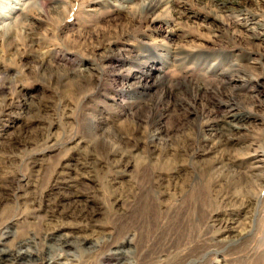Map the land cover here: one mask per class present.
<instances>
[{"label":"rangeland","instance_id":"rangeland-1","mask_svg":"<svg viewBox=\"0 0 264 264\" xmlns=\"http://www.w3.org/2000/svg\"><path fill=\"white\" fill-rule=\"evenodd\" d=\"M42 1L0 0V251L264 264V0Z\"/></svg>","mask_w":264,"mask_h":264},{"label":"bare ground","instance_id":"bare-ground-1","mask_svg":"<svg viewBox=\"0 0 264 264\" xmlns=\"http://www.w3.org/2000/svg\"><path fill=\"white\" fill-rule=\"evenodd\" d=\"M43 2V3H42ZM41 2V7H44V8H47L48 6H50L51 4L55 3L54 0H43ZM161 1L158 0L157 2L155 3H147L146 5H144L143 7H145V12L146 13H152L153 11H155L159 5H160ZM42 4H44L45 6H42ZM48 5V6H47ZM11 10L14 9L16 10V7H10ZM52 8V7H51ZM1 9V8H0ZM55 9V8H54ZM18 10V9H17ZM134 10V9H133ZM137 11V10H136ZM26 21V20H24ZM260 32L257 34V36L254 34L253 35V38H258V36H263L264 34V29H261L259 30ZM27 37V35H26ZM12 37H9L8 38V41L7 43L9 45H11V43L13 44V42H11ZM26 39V38H25ZM27 41L28 42H32L33 41V38L31 36L27 37ZM235 42V40H234ZM34 43V41H33ZM228 43V42H227ZM32 44V43H31ZM16 47V46H14ZM176 55V54H175ZM264 55V54H263ZM180 56V54H179ZM187 57L188 56H182V57H179V60L180 62H186L187 60ZM214 57V56H213ZM215 58V57H214ZM243 58V57H240L238 56V58H235L233 60V62H229L228 63V66L223 70H217V68H213V70L211 71L213 74H216L219 72V75L223 81L224 84H230V83H238V82H242L243 84L245 83H249L251 81L250 77H251V70L253 69L252 67H248V64H240L239 61L240 59ZM211 59V57L209 56H199L196 60V62H193L192 60L189 61L190 64H192V66H195L198 67V68H203L207 65L208 61ZM215 61H218L219 60V57L216 56V59H214ZM225 60V59H224ZM195 61V60H194ZM262 61V60H261ZM224 62V61H223ZM222 62V63H223ZM253 62V61H252ZM221 64V63H220ZM264 69V68H262ZM218 71V72H217ZM263 72V71H262ZM256 81V80H255ZM235 85L236 88H241L243 87L240 84H233ZM227 121L225 122V124L227 125V127L229 128H233V129H239L240 127V124H243L247 117L242 114V113H239V112H234V109H233V106L230 105L227 107ZM259 162H260V159H259ZM249 201V200H248ZM51 203V202H50ZM250 204V202H249ZM64 207V206H63ZM83 212H81L82 214ZM80 214V213H79ZM79 216V215H78ZM85 216V214H84ZM76 217V216H75ZM85 218V217H84ZM83 219V218H82ZM87 219V217H86ZM223 219V218H222ZM221 219V220H222ZM224 220V221H223ZM222 221L223 222H227L229 221V219H226L225 218L223 219ZM246 235V234H245ZM26 243L23 244V246L25 245ZM62 244L66 247L68 246V243L67 241L63 240ZM43 258V257H42ZM40 259L38 256H33L31 254H29L28 252H17V253H12V252H9V251H0V264H29L31 262V264L33 262H39ZM41 263V262H40ZM56 263V262H55ZM36 264V263H35Z\"/></svg>","mask_w":264,"mask_h":264}]
</instances>
